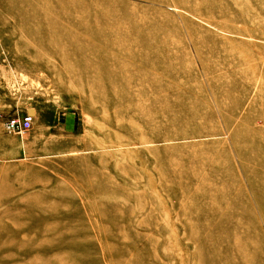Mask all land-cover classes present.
Returning a JSON list of instances; mask_svg holds the SVG:
<instances>
[{"label": "rangeland", "instance_id": "rangeland-1", "mask_svg": "<svg viewBox=\"0 0 264 264\" xmlns=\"http://www.w3.org/2000/svg\"><path fill=\"white\" fill-rule=\"evenodd\" d=\"M0 264H264V0H0Z\"/></svg>", "mask_w": 264, "mask_h": 264}, {"label": "bare ground", "instance_id": "bare-ground-1", "mask_svg": "<svg viewBox=\"0 0 264 264\" xmlns=\"http://www.w3.org/2000/svg\"><path fill=\"white\" fill-rule=\"evenodd\" d=\"M118 26H119V20H116ZM104 32V31H102ZM123 33V32H122ZM107 33L103 34V43L102 45L105 46V48H110L109 50H111V52L109 54H107V56L109 57V60H120V59H123L125 58L127 61H129V63L131 65H134L136 67L137 70H140L141 67H147V66H152V62H158L161 61L160 59H163L162 57L160 58H156V55H153L148 49L151 48L152 46V40L151 42H149L148 40H138L139 44H141V46H145L146 50H140L138 47L137 49H133V50H130V51H126L124 52L123 50L121 49H118V47L121 46V42H122V39H121V31L119 30L118 32H113L112 35H108V38H107ZM123 36V34H122ZM58 45V43H57ZM75 47H79L81 48L82 50L86 51L83 46H86L87 48L86 49H91L93 51H96V53L99 55V56H102V62L101 64H106L105 62L108 61V58H106V55L105 54H101V49L98 45L94 44V43H90V44H84V43H81V41L79 40L77 44L74 45ZM61 47V46H59ZM134 48V47H132ZM89 49V50H90ZM139 49V50H138ZM83 52V51H82ZM84 54V53H83ZM87 56V54H86ZM90 58V57H89ZM113 75H110V78H108L107 80L109 81V85L111 87V89L114 91V95L118 96V99L119 101H125V100H130V96L134 95V93L131 91V89H127L126 93L124 91V86H123V83H122V79L121 80V84L118 83L119 80H117V75L118 73H116L115 70H113ZM97 77V76H96ZM95 77V78H96ZM137 79H141V80H145V76L144 74L140 72L137 73ZM117 81V83H116ZM103 80H101L100 76L93 80L92 81V88L91 86L89 85L88 87H84V88H87L88 91L92 92L91 89H93L95 92H92L94 95H98L100 98L102 97H108V94L109 93H106L107 91H104V90H100V87L103 85ZM116 87H118L116 89ZM136 95H139L141 96L139 98V103L137 105H134V107H130V106H124L122 109H123V112L125 113H129L131 111V109H133V119L129 120L126 122V124H129L128 127H131L130 129L135 132L134 134V142L136 143H139V144H148L150 142L153 141L152 138V135L154 136L155 139H157V136L153 133H148L149 136L147 134H144L143 133V130L144 129H149L152 125L155 124V119L160 116L162 114V116H170L172 117L173 115V112H169L171 109L170 108H164L161 113L159 115H154V114H151L149 111H146L144 107H143V101H142V96L144 95L143 94H136ZM144 108V109H143ZM158 114V113H157ZM190 113H183V117L186 118L188 117ZM175 117V116H174ZM139 132H142V134H140ZM132 140V141H133ZM176 175V174H175Z\"/></svg>", "mask_w": 264, "mask_h": 264}, {"label": "built area", "instance_id": "built-area-1", "mask_svg": "<svg viewBox=\"0 0 264 264\" xmlns=\"http://www.w3.org/2000/svg\"><path fill=\"white\" fill-rule=\"evenodd\" d=\"M34 119H35L34 114H31L30 112H26L22 115L17 114L11 117L6 122V128L10 132H19L22 134L28 131L32 127Z\"/></svg>", "mask_w": 264, "mask_h": 264}]
</instances>
